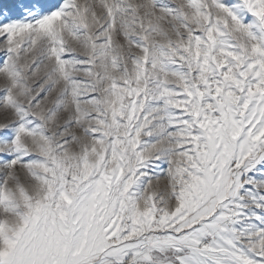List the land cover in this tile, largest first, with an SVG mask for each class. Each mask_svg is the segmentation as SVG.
<instances>
[{"label":"snow or ice","instance_id":"1","mask_svg":"<svg viewBox=\"0 0 264 264\" xmlns=\"http://www.w3.org/2000/svg\"><path fill=\"white\" fill-rule=\"evenodd\" d=\"M0 264H264V0H0Z\"/></svg>","mask_w":264,"mask_h":264}]
</instances>
